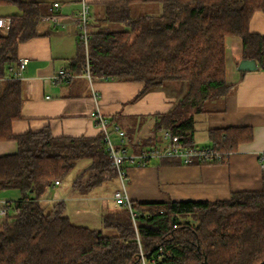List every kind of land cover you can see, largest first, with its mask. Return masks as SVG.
Wrapping results in <instances>:
<instances>
[{
	"label": "trees",
	"instance_id": "16d2710c",
	"mask_svg": "<svg viewBox=\"0 0 264 264\" xmlns=\"http://www.w3.org/2000/svg\"><path fill=\"white\" fill-rule=\"evenodd\" d=\"M141 1L106 2L100 22L88 24L87 57L80 43L83 51L75 62L83 72L88 65L92 76L142 82L134 98L169 82L184 85L173 106L155 114L151 134L132 150L160 145L162 129L177 135L183 146L195 145V115L222 110L218 105L232 88L225 78V38L240 37L243 56L264 69V35L249 29L253 13H264V0H160V14L132 17L130 6ZM9 4L18 11L8 15L10 28L0 33V141L15 140L17 148L0 155V198L11 191L15 196L7 199L8 214L0 216V264H142L126 206L105 211L102 227L92 228L71 221L65 200L42 201L78 160H89L71 184L79 195L116 178V169L101 131L89 137L53 136L47 127L12 131L23 101L13 72L16 46L37 34L42 14L34 1L0 0ZM108 22L125 28L110 29ZM106 121L109 127L118 125L112 117ZM124 131L132 140L134 130ZM205 132L211 145L229 152L252 138L246 126ZM132 209L147 264L264 261V187L223 200L132 201Z\"/></svg>",
	"mask_w": 264,
	"mask_h": 264
},
{
	"label": "crops",
	"instance_id": "0c3cea01",
	"mask_svg": "<svg viewBox=\"0 0 264 264\" xmlns=\"http://www.w3.org/2000/svg\"><path fill=\"white\" fill-rule=\"evenodd\" d=\"M24 1L37 2L42 16L54 14L59 23L41 17L37 34L16 46L17 66L20 58L25 57L28 62L19 78L23 93L21 118L12 122V131L23 133L47 127L53 136H94L100 129L88 113L97 107L103 117H112L121 130H134L132 140L125 145L132 151L139 140L151 134L155 114L168 111L184 92V85L169 83L134 98L142 87L140 81L97 76L89 81L80 69L81 62H75L83 51L76 27L82 0ZM85 1L89 22L97 23L105 15V3L115 0ZM0 6H11L0 9L2 17L18 11L15 5ZM161 10L160 0H143L132 4L129 13L136 17L157 15ZM105 26L113 30L125 28L119 22H108ZM249 29L264 35V13H253ZM251 59L243 56L240 37L225 38V78L232 88L218 105L224 107L222 110L195 115L196 125L200 124L203 131V135H195V144H211L206 136L207 128L246 126L252 129V138L240 143L221 163L184 164L177 159H152L146 166L128 165L125 192L132 201L223 200L234 192L264 187V169L259 162V155L264 152V69L257 66L245 70L238 66ZM60 68L72 72V78L59 83L52 81V75ZM92 90L98 92L97 99L92 97ZM139 131L143 134L139 135ZM16 148L15 140L0 141V155L14 152ZM49 191L43 201L49 199ZM91 195V191L73 195V209L87 211L90 207L101 217L112 208L106 201L99 202L98 206ZM69 197L66 193H56L50 199L66 201ZM91 198L93 202H89Z\"/></svg>",
	"mask_w": 264,
	"mask_h": 264
},
{
	"label": "built area",
	"instance_id": "2783aa9c",
	"mask_svg": "<svg viewBox=\"0 0 264 264\" xmlns=\"http://www.w3.org/2000/svg\"><path fill=\"white\" fill-rule=\"evenodd\" d=\"M58 3H54V6H57ZM43 19H49L54 21L55 23H59L58 18L54 14H47L42 16ZM11 20L9 17L0 16V30L2 33H6L10 28ZM88 4L85 0L81 1V7L79 13L76 17V27L77 34L80 43L84 48L85 57H87L88 51V41L90 37L91 29L88 26ZM28 59L23 57L19 59V63L17 69H15L14 75L15 77L20 78L21 70L26 66ZM88 65L84 70L85 76H87L88 80L91 81L94 76L90 75L88 72ZM73 73L67 71L64 68H60L54 72L52 75V81L54 82H65L72 78ZM98 92L92 90V97L97 99ZM89 116L96 122L101 132L104 135V141L106 144L107 151L109 153V157L111 159L112 165L116 169V177L118 179V183L120 187L115 189L112 193V200L115 206H126L130 211V216L132 220V224L136 233V239L139 247L140 258L142 264H147V260L142 252V247L137 234V226H136V212L132 209V200L128 197L125 192V181H126V168L128 165H136V166H146V164L152 159H177L184 164L194 163V162H223L227 159L229 155V151H222L218 148H215L211 144H203V145H192V146H183L179 143V138L177 135L171 133L168 129H162L160 131V138L162 144L160 145H146L141 147L136 151H131L125 146H116L115 142L111 138L110 130L108 129V124L106 118L103 117L100 110L95 107L93 108ZM113 131L119 137V144L124 143L125 133L123 130L118 127V125L112 126ZM127 143V142H125ZM259 162L262 169H264V152H261L259 155ZM54 184H59L58 180L54 181ZM6 198H0V216L5 217L8 214V211L11 209L10 205H8ZM161 248H159V253L157 258L160 256ZM157 258H153L151 261L153 263L157 260Z\"/></svg>",
	"mask_w": 264,
	"mask_h": 264
},
{
	"label": "rangeland",
	"instance_id": "374dc122",
	"mask_svg": "<svg viewBox=\"0 0 264 264\" xmlns=\"http://www.w3.org/2000/svg\"><path fill=\"white\" fill-rule=\"evenodd\" d=\"M7 7H11V6H0V9H7ZM169 83H176V82H169ZM136 126V125H134ZM197 133L196 136L199 137L201 135H203V131L200 128V124L197 123ZM108 129L110 130V134H111V138L113 139V141L115 142V145L117 146H125L127 143H125L126 141L128 142V135L124 136V143L119 144V137L118 135L115 133V131H113L112 127H108ZM144 131H146V129H144L142 132L144 133ZM141 131L138 132V134H143ZM151 132V131H150ZM89 163V160L87 159H83V160H78L75 164V166L60 180V184L56 185L55 187H51L50 191H49V199H47V201H43L44 203H48L50 204L51 201V197L54 194H68V196H70L66 202L67 204H69L70 206L67 208L66 213L69 215L70 219L72 222L81 225H86L92 228H101V217L99 212L97 211H92L90 210V207L87 208V211H80L79 207H76L74 210L73 209V205H74V199L72 198L73 195H79L78 192L76 190H73L72 188V181L77 177V175H79L81 169H83L85 166H87ZM118 179L117 177L115 178H110V179H106L104 181L101 182V184L95 186V188L93 189V191H91V193L93 195H91V197L93 198V200L95 201V203L99 202H107L108 206H112V208L110 210H114L116 209L115 204L112 200V193L115 189H117L118 187H120V184L118 183ZM127 184V182L125 181V185ZM13 194L14 192L11 191L10 192H5L2 194L3 198L6 199H11L13 198ZM111 196V197H110ZM92 198L89 200V202H93L91 201ZM99 206V205H98ZM80 211V212H79ZM109 211V210H108ZM105 233H112V231H106Z\"/></svg>",
	"mask_w": 264,
	"mask_h": 264
},
{
	"label": "water",
	"instance_id": "95a60500",
	"mask_svg": "<svg viewBox=\"0 0 264 264\" xmlns=\"http://www.w3.org/2000/svg\"><path fill=\"white\" fill-rule=\"evenodd\" d=\"M238 66L240 69H245V70L246 69H255L257 67L256 61L254 59L242 61ZM262 263H264V261H262L258 264H262Z\"/></svg>",
	"mask_w": 264,
	"mask_h": 264
}]
</instances>
